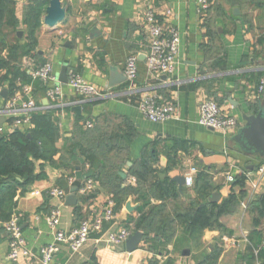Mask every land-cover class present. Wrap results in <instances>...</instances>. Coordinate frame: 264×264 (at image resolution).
Here are the masks:
<instances>
[{
    "label": "crops",
    "instance_id": "0c3cea01",
    "mask_svg": "<svg viewBox=\"0 0 264 264\" xmlns=\"http://www.w3.org/2000/svg\"><path fill=\"white\" fill-rule=\"evenodd\" d=\"M13 1L21 26L16 37L6 32L5 35L0 33V38L23 47L29 39V30L23 24V9L34 0ZM41 1L44 7L41 25L34 37V49L30 55L11 62L31 80L17 79L14 82L16 90L11 94L12 73L6 78V72H0L2 89L9 91L7 99L0 98V108L13 99H17L16 105H19L22 86L31 85V95L41 109L55 110L60 131L58 151L52 161L34 159L37 178L16 191L9 200L0 202L3 211V217H0V264H42L37 258L8 260L10 246L5 224L13 214L22 216L28 248L38 255L43 246L55 239V230L47 220L52 208L60 206L58 229L69 232L83 218L100 213L111 199L116 202L114 220L106 222L103 230L93 234L77 252L62 245L52 264L264 262V216L261 219L257 212L249 210V203L259 196L264 197V175H260L255 167L261 160L243 154L232 141L233 135H225L198 122L200 105L206 99H214L227 113L239 119L241 125L245 115L254 114V103L260 98L256 96L259 83L264 80V0H214L206 13H200L199 0H62L67 13L55 29L44 24L50 0ZM149 7L155 9L163 23L180 33V51L173 75L151 73L147 68L144 16ZM169 10L171 13L167 14ZM8 54V48L1 53L4 59ZM131 55H137L139 59L136 81L109 86L111 68L116 67L117 73L126 76V62ZM48 61L53 64L58 79L64 67L68 72L75 70L87 82L100 88L103 95L85 97L65 85L62 100L52 103L46 95L47 87L31 76L36 67ZM146 95H158L174 103L175 116L162 123L147 120L139 110L140 101ZM76 106L81 107L78 113L73 110ZM87 121L93 123L91 128L85 126ZM30 126L21 128L26 130ZM88 131L90 135L85 139ZM111 135H118V144L109 143L108 140L113 138ZM123 137L129 141L125 142ZM75 144L80 145L74 151ZM87 146L100 153L98 164L108 161L115 166L125 187H136L135 172L142 169L141 162L153 160L161 179L184 177L186 183L182 191H187L189 196H195V178L198 169L203 168L213 175L211 184L216 188L209 201L214 193L220 194V199L214 202L220 204L231 193L240 196L243 191L238 210L220 219L223 227L232 233L210 227L199 239L191 240L179 230L178 239L174 240L178 246L173 242L159 244L160 241L164 243V239L152 234L144 236L134 252L127 251V240L121 245H108L106 238L112 232L128 228L132 236L140 231L137 225L144 202L139 194H129L118 207L116 195L105 180L108 169L100 171L98 166L95 192L82 197L79 188L87 178L89 168L88 164L84 165L80 147ZM243 174L246 177L244 185L231 183L228 179L229 175L236 180ZM190 177L193 178L191 185ZM75 187L78 188V202L73 206L68 205L66 199L62 204L48 193L53 188H60L69 196ZM177 187L180 191L178 184ZM148 189L145 187L144 191ZM150 200L153 206L160 204L155 198ZM148 211L149 207L144 209V213ZM185 250H189L188 255L183 254Z\"/></svg>",
    "mask_w": 264,
    "mask_h": 264
},
{
    "label": "trees",
    "instance_id": "16d2710c",
    "mask_svg": "<svg viewBox=\"0 0 264 264\" xmlns=\"http://www.w3.org/2000/svg\"><path fill=\"white\" fill-rule=\"evenodd\" d=\"M43 7L44 3L41 0H34L25 8L23 24H26L29 30V39L26 46L22 47L14 43L9 44L6 39L0 38V72H6L4 75L6 78L12 73L11 86H9L11 94L16 90L14 82L17 79L21 78L25 82H30L31 80L27 73L22 72L17 66L12 65L11 62L19 61V57L23 55H30L34 49L36 41L34 37L41 25L40 18ZM20 26L21 22L17 17L15 1L0 0V33H4V35L6 32L8 35L13 33L16 37V32ZM7 48L9 49V54L4 59L1 53ZM41 83L47 87L43 81ZM0 84H2L1 80ZM253 108V112L256 114L258 112V101L254 103ZM54 112V109L37 111L32 115L30 128L24 130L15 127L0 133V202L4 199L9 200L16 191L24 189L37 178L34 174V159L53 160L54 155L58 151L57 143L60 138L59 125L55 119ZM89 135V131L85 132V139ZM111 136L113 138L108 140L109 143L118 144V135ZM94 140L98 141L99 139L94 138ZM124 141L128 142L129 138ZM79 145L75 144L74 151ZM87 147H80L84 156V165H89V170L86 173L87 177H92L95 180L99 178V174L96 171L97 166L100 171L102 168L108 169L105 180L111 185L109 186L116 195L118 207L129 194L142 196L144 202L142 206L143 212L137 229L142 231L145 237L155 234L164 239V243L159 242V244L163 245L165 243H174V240L176 242L179 230H182L184 236L188 235L191 240L199 239L203 231L210 227H218L222 232L232 233L223 227L220 219L224 216L232 215L238 210L242 204L243 191L240 196L231 193L220 204L211 203L209 196L216 188H212L211 184L213 175L203 170V168L198 169L199 172L195 178L193 187L195 196H189V193L185 190L180 192L177 184L171 179H161L159 176L160 171L154 167L156 162L153 160L141 162L142 169L139 172H135L138 182L136 187L131 185L125 187L122 179L115 172V166L108 161L98 164L100 162V153L89 146ZM259 160H261V164L264 163L262 158H259ZM258 166L255 165L256 168ZM112 170L114 171L113 173H111ZM247 171L246 169L245 173ZM245 180L246 177L243 174L238 176L234 183L244 185ZM143 185L144 188H149L148 191H144ZM151 198L157 199L160 204L153 206ZM256 199L251 204L249 203V210L257 212L262 219L264 216V197L262 195ZM148 207L149 211L144 213V209ZM1 212L3 211L0 206V217H3ZM174 244L178 246L177 243ZM182 244L181 242L180 245ZM262 255L264 256V250H262ZM261 264H264V262H261Z\"/></svg>",
    "mask_w": 264,
    "mask_h": 264
},
{
    "label": "built area",
    "instance_id": "2783aa9c",
    "mask_svg": "<svg viewBox=\"0 0 264 264\" xmlns=\"http://www.w3.org/2000/svg\"><path fill=\"white\" fill-rule=\"evenodd\" d=\"M214 0H199L200 13H206ZM171 11H167L170 14ZM144 30L147 37L146 64L151 73L173 75L177 67V59L180 51L181 36L177 29L163 23L158 13L153 7H149L144 16ZM138 56L131 55L127 59L125 74L130 83H134L138 77ZM33 79L43 81L46 86L47 98L54 104L60 102L64 95V86L59 82L58 76L54 72L51 62H45L40 67L33 70ZM75 93L85 97H100L102 91L95 85L87 82L77 71L69 70L68 83L66 84ZM2 86L0 84V98ZM23 96L19 99L20 104L16 105L17 99L9 101L7 106L0 108V117L4 118V123L0 124V133L9 131L15 127H24L31 124L32 115L42 110L34 97L31 95L32 86H22ZM264 80H261L257 90V97H263ZM141 114L152 123H162L172 119L176 114L174 103L164 100L158 95H146L139 104ZM199 124L223 133L225 135H235L241 127V122L236 117L227 113L214 99H206L200 105ZM87 128H91L93 123L85 122ZM89 168V165H88ZM196 172V170H194ZM257 172L264 175V163L257 167ZM194 173V172H193ZM231 183L235 181L232 175L228 176ZM71 179V183H73ZM190 185L193 178H188ZM135 182V180H133ZM97 188V182L92 177H87L79 188L82 197L92 195ZM49 195L59 199L63 204L67 197L64 189L53 188L49 190ZM114 199L109 200L106 207L97 215L90 218H83L78 225L69 232L58 229L61 222L60 206L51 209L47 216L50 227L55 230L54 242L43 246L38 255L28 248L27 240L22 228V216L13 214L5 224V232L8 237L10 251L8 260L16 262L21 258H37L42 264H52L56 255L60 252L62 245H68L73 252L79 251L95 233L103 230L106 222H111L115 218ZM247 209V206L245 205ZM131 236L128 228H122L118 232L110 233L106 242L108 245L117 246L123 244ZM260 251H257L259 253Z\"/></svg>",
    "mask_w": 264,
    "mask_h": 264
},
{
    "label": "water",
    "instance_id": "95a60500",
    "mask_svg": "<svg viewBox=\"0 0 264 264\" xmlns=\"http://www.w3.org/2000/svg\"><path fill=\"white\" fill-rule=\"evenodd\" d=\"M67 13V7L62 0H50L49 5L45 10L44 24L51 29L57 28L59 23L63 22ZM68 69L64 67L59 77V82L62 84L68 83ZM116 67L111 68V77L109 86H114L118 82L127 81V77L117 73ZM1 97L7 99L9 97V91L6 88L1 90ZM258 112L256 114L245 115L243 117L244 123L238 129L237 133L233 135L232 141L236 144L237 148L245 155L251 157H259L264 160V92L263 97L258 98ZM48 103V101H47ZM46 103V104H47ZM75 112H80L81 107L76 106L73 108ZM4 123V118L0 117V124ZM173 182L179 185L180 192L183 185L186 183V179L182 176H176L172 179ZM78 188L75 187L72 190L71 195L66 197V203L68 205H76L78 198L76 193ZM219 193H214L210 197L211 202H217L220 199ZM144 237L141 231L134 233L127 241V251L134 252L138 249V246ZM183 254L188 255L189 250H185Z\"/></svg>",
    "mask_w": 264,
    "mask_h": 264
},
{
    "label": "rangeland",
    "instance_id": "374dc122",
    "mask_svg": "<svg viewBox=\"0 0 264 264\" xmlns=\"http://www.w3.org/2000/svg\"><path fill=\"white\" fill-rule=\"evenodd\" d=\"M23 11H25V7H24Z\"/></svg>",
    "mask_w": 264,
    "mask_h": 264
}]
</instances>
